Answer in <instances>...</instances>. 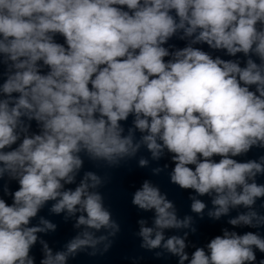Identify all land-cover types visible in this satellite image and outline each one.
Instances as JSON below:
<instances>
[{
	"label": "clouds",
	"instance_id": "clouds-1",
	"mask_svg": "<svg viewBox=\"0 0 264 264\" xmlns=\"http://www.w3.org/2000/svg\"><path fill=\"white\" fill-rule=\"evenodd\" d=\"M173 37L186 46L168 45ZM195 45L245 59L213 57ZM0 80V180L18 184L2 187L11 203L0 196V264H36L38 241L39 264L107 252L120 230L97 191L108 178L87 171L76 184L77 176L84 158L119 167L142 148L156 161L170 154V181L195 192L193 213L203 218L207 205L197 197L208 196L210 218L243 207L229 225L264 227L254 210L264 198L256 182L264 155L235 159L264 149V0H0ZM49 202L51 213L75 217L82 229L62 251L38 236L56 224L31 223ZM131 203L154 211L151 227L138 221L140 247L162 248L178 264H256L257 251L264 254V237L229 228L189 254V233L166 238L165 230L194 233L193 217H178L148 180ZM101 229L107 235L95 234Z\"/></svg>",
	"mask_w": 264,
	"mask_h": 264
}]
</instances>
